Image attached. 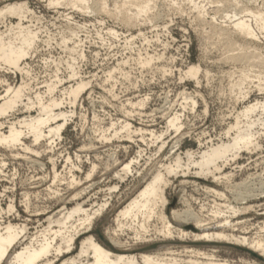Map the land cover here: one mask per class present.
I'll return each instance as SVG.
<instances>
[{"label": "rangeland", "instance_id": "obj_1", "mask_svg": "<svg viewBox=\"0 0 264 264\" xmlns=\"http://www.w3.org/2000/svg\"><path fill=\"white\" fill-rule=\"evenodd\" d=\"M15 2H25L30 10L24 15L23 25L36 33V40L19 64L21 71L2 66L0 94L6 84L18 86L24 82V103L28 98L34 101L37 93L43 101L62 102L60 109L71 112L59 137L37 143L17 123L35 115V108L26 110L20 105L0 116V132L7 134L10 123H15L23 132L24 146L29 148L0 146V224L11 221L26 226L25 237L14 246L16 250L38 235L47 226V216L59 209L76 203L96 208L106 200L107 208L94 218L86 234L78 236L72 254L87 234L111 249L106 231L115 228L116 212L141 187L140 176L159 165L172 164L176 156L184 165L186 152L198 159L201 151L226 143L235 133L231 128L235 115L264 96L254 88L256 79L245 84L249 94L244 99L231 91L240 67L224 58L238 50L228 48V44L226 47L209 25L212 22L227 29L225 15H242L244 10L257 8L264 11V0H193L204 6V18L190 0H149L148 10L129 23L120 21L118 14L130 5L127 0H59L57 6L48 0H0V8ZM3 21L15 24L17 20L7 16ZM3 24L0 30H4ZM259 42L264 51V39ZM148 56L152 58L150 64H142L140 58ZM191 64L200 66L196 78L184 74ZM71 72L75 74L72 77ZM48 81L55 86L51 92L46 88ZM80 81L87 84L85 89L75 100L69 99L63 90ZM142 99V105L137 104ZM191 99L196 105L192 106ZM176 113L181 126L178 131L166 124L168 117ZM255 114L263 121L262 128L253 127L258 131L257 145L224 165L219 162L217 175L227 174V178L215 182L211 176L199 177L191 166L167 177L164 192L168 204L164 212L172 226L178 223L172 211L181 214L188 210L201 218H212L214 223L231 216L234 228L226 232L264 240V113ZM126 122L130 131L122 129ZM130 160L134 161L132 173L122 174L120 180L115 172ZM112 186L116 188L110 189ZM205 186L216 193L204 190ZM10 202L14 210L8 213ZM230 207L237 212L231 215ZM128 229L118 233L124 245L114 247V251L161 252L167 259L174 256L181 264L190 259L198 261L196 264H206L209 259L214 260L212 264H264L255 261L247 250L226 242L196 240L192 236L181 239L176 234L164 238L158 232L161 223L154 218L145 240H134V229ZM218 229L211 227L209 232ZM188 248L196 251L191 255L186 252ZM198 251L199 256L195 254Z\"/></svg>", "mask_w": 264, "mask_h": 264}, {"label": "bare ground", "instance_id": "obj_2", "mask_svg": "<svg viewBox=\"0 0 264 264\" xmlns=\"http://www.w3.org/2000/svg\"><path fill=\"white\" fill-rule=\"evenodd\" d=\"M48 1L51 5H59V0ZM77 1L85 2V0ZM127 1L130 5L127 8H121L118 12L120 14V21L124 23L131 22L135 16L146 12L149 8V0ZM190 1L193 3V0ZM73 5L75 6V4ZM193 6L197 10L198 15L204 18V15L207 13L204 6H198L195 3H193ZM28 12L30 10L25 2L6 4L0 8V24L4 23V30H0V70L2 66H7L9 69L21 71L19 67L20 62L34 48L36 33L29 29L28 26L23 25L24 15ZM7 16L16 19V23L12 24L11 21L5 23L3 20ZM116 16L118 15L116 14ZM200 16L198 18H201ZM224 18L227 19V29L221 28V25H217L220 26L217 27L212 22L209 25L212 26L213 34H216L223 40L226 47L228 44V48L238 50L237 54L224 58L230 62L238 63L240 67L238 78L231 83V91H237L238 97L244 99L249 94V90L245 88V84H251L256 79L255 90L264 92V51L258 46L259 40L261 38L264 39V11L261 8L253 11L244 10V14L242 15L231 13V15H225ZM110 31L112 32V30ZM151 59L148 56L144 59L140 58V61L142 64L148 65ZM199 70L200 66L198 64H191L187 66L184 74L196 78ZM71 73L70 77L75 75L73 72ZM2 81L0 79V82ZM58 81L61 82L60 80ZM86 85L83 81L76 82L75 85L66 87L63 93L69 99L73 97V100H75L76 96L85 89ZM46 88L51 92L55 88L54 83L46 84ZM26 89L27 84L24 82L18 86L6 84L4 92L0 94V116H5L9 112L15 111L20 105L26 110L35 108V115L23 117L17 123L27 129L32 137V141L35 143L41 139L59 137L71 112H65L60 109L62 102L56 99L43 101L37 93L35 94L34 101L28 98L26 99L27 102L24 103ZM142 102L143 99L139 100L137 104L142 105ZM191 102L192 106L196 105V101L193 99H191ZM57 109L59 110L55 111ZM257 112L264 113V96L260 100H255L253 103L248 104L235 115V124L231 127L235 129V133L226 143H220L201 151L198 159H193L191 157L192 153L186 152L185 157H187V162L184 165L181 164L180 158L176 156L172 164L159 165L149 174H140L141 187L116 212L114 216L115 228L111 232L106 231V237L112 245L111 249L102 245L92 234H87L80 240L77 252L72 254V251L76 248L75 241L78 236L88 232L93 226L94 218L100 216L108 206L107 200L96 205V208L92 206L85 208L82 203H76L71 208L67 209L63 207L54 214L52 213L47 216V226L42 228L38 235L30 238L26 244L21 245L22 247L19 250L14 249V246L25 235L26 226L24 224L11 223V221L4 225L0 224V264H179L180 262L174 256V258L167 259L165 258L167 257L165 254H160L161 252H136V254H128L117 250L114 251V247L117 248L124 245L118 238V233L122 232L123 228L134 229V240H145L149 222L153 218L159 220L161 223V229L158 232L164 238H172L176 234L181 239L192 236L196 240L226 242L247 250L251 255L256 257L255 261L257 259L258 261H264V240L262 238L226 232V229L234 228V224L230 219L231 216L223 219L221 222L214 223L212 218L203 217L205 218L203 219L200 214H197L199 215L197 216L188 210H185L181 214L172 211V218L178 221L176 227L170 224L164 212L165 206L168 204L164 192V187L168 183L167 177L170 174L175 175L178 169L189 170L190 166L194 167L197 176L204 178L211 176L213 181L228 177L227 174L217 175V171L220 170L221 166L219 162L224 165L229 160L236 158L241 151L248 150L250 146L257 145L258 131H253V127L259 125L262 128L263 123L259 117H255V113ZM240 123H242V126H240ZM166 124L169 127H173L175 131H178L181 128L179 115L176 113L168 117ZM124 128L126 131H130V124L126 122L122 129ZM138 131L143 132L140 128ZM149 133L153 136L152 131ZM22 138L23 132L15 123H10L7 134L0 132V146L8 148H14L17 145L24 146ZM24 148L29 150L27 146H24ZM133 164V160L123 163L121 168L115 172V176L122 180L124 178L121 176L122 174L126 176L132 173L131 168ZM94 167L93 165L92 168ZM56 176L54 173L53 178L55 179ZM86 177L89 178L90 175L87 174ZM70 179L74 180L73 177H70ZM115 188L112 186L110 189ZM204 188L206 191L216 193V190L210 187L205 186ZM6 209L8 213H11L14 210V205L10 202ZM229 210L231 215L237 212L233 207H230ZM54 226L56 228H53ZM211 227L219 229L209 232ZM133 241L131 243H134ZM165 250H170V248H166ZM195 251H190L189 248L186 250L190 254H193ZM166 252L168 254V251ZM195 254L199 256L201 253L198 251ZM210 255L207 256L210 258L212 256ZM210 260L204 263L212 264L214 260L212 262ZM255 261L253 260V262ZM196 262L198 261L190 259L185 263L196 264Z\"/></svg>", "mask_w": 264, "mask_h": 264}, {"label": "water", "instance_id": "obj_3", "mask_svg": "<svg viewBox=\"0 0 264 264\" xmlns=\"http://www.w3.org/2000/svg\"><path fill=\"white\" fill-rule=\"evenodd\" d=\"M101 237V236H100Z\"/></svg>", "mask_w": 264, "mask_h": 264}]
</instances>
